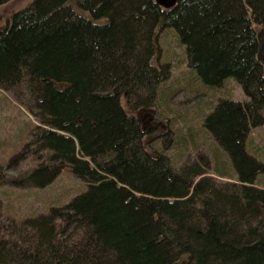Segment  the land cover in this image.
<instances>
[{
	"label": "trees",
	"instance_id": "1",
	"mask_svg": "<svg viewBox=\"0 0 264 264\" xmlns=\"http://www.w3.org/2000/svg\"><path fill=\"white\" fill-rule=\"evenodd\" d=\"M167 28L205 84L233 78L248 97L221 100L204 121L238 175L229 193L209 176L210 157L179 168L155 147L159 87L172 74L159 44ZM0 89L28 97L40 126L27 149L49 154L18 181L0 163V188L45 187L64 170L88 185L23 223L3 219L0 200V264H264L255 183L264 162L247 148L264 127V0H179L171 9L32 0L0 28Z\"/></svg>",
	"mask_w": 264,
	"mask_h": 264
},
{
	"label": "rangeland",
	"instance_id": "2",
	"mask_svg": "<svg viewBox=\"0 0 264 264\" xmlns=\"http://www.w3.org/2000/svg\"><path fill=\"white\" fill-rule=\"evenodd\" d=\"M31 2L15 0L1 6L0 28H7L12 15ZM159 37L161 62L171 64L172 74L159 87L157 119L160 124L156 133L162 137L156 141L155 147L165 150L179 168L196 162L200 155L210 157L214 169L209 176L229 193L230 186L239 184L238 175L232 162L222 156L220 146L206 129L204 121L221 100L245 101L247 97L233 78L227 79L222 87L205 84L197 71L189 67L186 48L174 28L161 31ZM17 93L0 89V163L7 169L8 179L18 181L48 164L49 154L37 150L36 146L27 149L34 142L40 124L27 109L28 97L24 94L20 97ZM247 148L252 156L264 162V127L253 130ZM217 166L219 170L215 171ZM222 168L227 174H222ZM256 185L259 186L256 190L264 192V174L258 177ZM87 189V183L70 170L61 172L45 187L5 184L0 188L3 219L23 223L47 215L52 208L68 205Z\"/></svg>",
	"mask_w": 264,
	"mask_h": 264
},
{
	"label": "water",
	"instance_id": "3",
	"mask_svg": "<svg viewBox=\"0 0 264 264\" xmlns=\"http://www.w3.org/2000/svg\"><path fill=\"white\" fill-rule=\"evenodd\" d=\"M179 0H157V3L165 9H171L178 3Z\"/></svg>",
	"mask_w": 264,
	"mask_h": 264
},
{
	"label": "bare ground",
	"instance_id": "4",
	"mask_svg": "<svg viewBox=\"0 0 264 264\" xmlns=\"http://www.w3.org/2000/svg\"><path fill=\"white\" fill-rule=\"evenodd\" d=\"M225 82V81H224ZM248 98V97H247ZM261 127V126H260ZM249 152V151H248ZM256 159V158H255ZM260 160V159H259ZM261 161V160H260ZM239 180V179H238ZM256 183V182H255Z\"/></svg>",
	"mask_w": 264,
	"mask_h": 264
},
{
	"label": "crops",
	"instance_id": "5",
	"mask_svg": "<svg viewBox=\"0 0 264 264\" xmlns=\"http://www.w3.org/2000/svg\"><path fill=\"white\" fill-rule=\"evenodd\" d=\"M239 185V184H238Z\"/></svg>",
	"mask_w": 264,
	"mask_h": 264
}]
</instances>
